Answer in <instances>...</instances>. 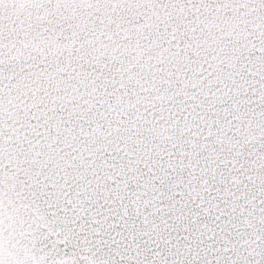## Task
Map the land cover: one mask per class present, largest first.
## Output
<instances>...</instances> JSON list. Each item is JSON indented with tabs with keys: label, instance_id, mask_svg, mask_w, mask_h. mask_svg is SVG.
I'll return each instance as SVG.
<instances>
[{
	"label": "snow or ice",
	"instance_id": "snow-or-ice-1",
	"mask_svg": "<svg viewBox=\"0 0 264 264\" xmlns=\"http://www.w3.org/2000/svg\"><path fill=\"white\" fill-rule=\"evenodd\" d=\"M0 264H264V0H0Z\"/></svg>",
	"mask_w": 264,
	"mask_h": 264
}]
</instances>
